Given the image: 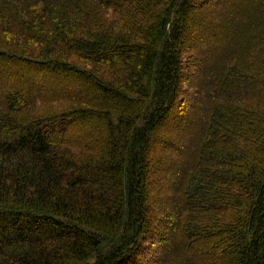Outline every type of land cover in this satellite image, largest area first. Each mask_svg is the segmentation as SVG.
Here are the masks:
<instances>
[{"label": "trees", "instance_id": "obj_1", "mask_svg": "<svg viewBox=\"0 0 264 264\" xmlns=\"http://www.w3.org/2000/svg\"><path fill=\"white\" fill-rule=\"evenodd\" d=\"M0 264H264V0H0Z\"/></svg>", "mask_w": 264, "mask_h": 264}, {"label": "rangeland", "instance_id": "obj_2", "mask_svg": "<svg viewBox=\"0 0 264 264\" xmlns=\"http://www.w3.org/2000/svg\"><path fill=\"white\" fill-rule=\"evenodd\" d=\"M45 110H48L47 108H41L40 112H44ZM148 245V244H146Z\"/></svg>", "mask_w": 264, "mask_h": 264}]
</instances>
